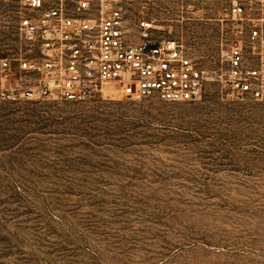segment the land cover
Instances as JSON below:
<instances>
[{"label": "rangeland", "instance_id": "rangeland-1", "mask_svg": "<svg viewBox=\"0 0 264 264\" xmlns=\"http://www.w3.org/2000/svg\"><path fill=\"white\" fill-rule=\"evenodd\" d=\"M19 0H0V57ZM207 68L221 0H138ZM0 264H264V102L0 99Z\"/></svg>", "mask_w": 264, "mask_h": 264}, {"label": "built area", "instance_id": "built-area-1", "mask_svg": "<svg viewBox=\"0 0 264 264\" xmlns=\"http://www.w3.org/2000/svg\"><path fill=\"white\" fill-rule=\"evenodd\" d=\"M138 0H19L15 47L0 57V99L86 102L105 93L195 101L210 83L264 102V0H221L227 44L211 68L160 32Z\"/></svg>", "mask_w": 264, "mask_h": 264}, {"label": "bare ground", "instance_id": "bare-ground-1", "mask_svg": "<svg viewBox=\"0 0 264 264\" xmlns=\"http://www.w3.org/2000/svg\"><path fill=\"white\" fill-rule=\"evenodd\" d=\"M112 84V83H111ZM113 86H115L114 84H112ZM116 87V86H115Z\"/></svg>", "mask_w": 264, "mask_h": 264}]
</instances>
